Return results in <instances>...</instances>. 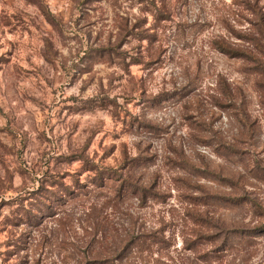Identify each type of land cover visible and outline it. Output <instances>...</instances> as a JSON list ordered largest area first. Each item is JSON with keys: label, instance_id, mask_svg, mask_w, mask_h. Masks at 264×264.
Masks as SVG:
<instances>
[{"label": "rangeland", "instance_id": "obj_1", "mask_svg": "<svg viewBox=\"0 0 264 264\" xmlns=\"http://www.w3.org/2000/svg\"><path fill=\"white\" fill-rule=\"evenodd\" d=\"M0 264H264V0H0Z\"/></svg>", "mask_w": 264, "mask_h": 264}]
</instances>
